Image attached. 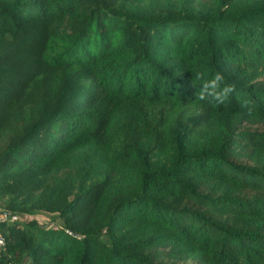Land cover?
Returning <instances> with one entry per match:
<instances>
[{
  "label": "trees",
  "instance_id": "1",
  "mask_svg": "<svg viewBox=\"0 0 264 264\" xmlns=\"http://www.w3.org/2000/svg\"><path fill=\"white\" fill-rule=\"evenodd\" d=\"M254 126L264 0H0V264H264Z\"/></svg>",
  "mask_w": 264,
  "mask_h": 264
},
{
  "label": "clouds",
  "instance_id": "2",
  "mask_svg": "<svg viewBox=\"0 0 264 264\" xmlns=\"http://www.w3.org/2000/svg\"><path fill=\"white\" fill-rule=\"evenodd\" d=\"M199 78L200 74L197 73V79ZM224 80L225 77L220 71L214 72L210 79L203 81L200 85L197 91L198 97L200 99L211 97L217 103L223 102L234 88L233 84L223 83ZM222 83L223 86L221 87Z\"/></svg>",
  "mask_w": 264,
  "mask_h": 264
},
{
  "label": "rangeland",
  "instance_id": "3",
  "mask_svg": "<svg viewBox=\"0 0 264 264\" xmlns=\"http://www.w3.org/2000/svg\"><path fill=\"white\" fill-rule=\"evenodd\" d=\"M255 128H260L261 130H264V127L261 126H254L252 127V129ZM34 218H36L37 220H40L43 222V224L47 225V226H56L59 224V221L56 220V218L52 215H46V214H39L37 216H35Z\"/></svg>",
  "mask_w": 264,
  "mask_h": 264
},
{
  "label": "built area",
  "instance_id": "4",
  "mask_svg": "<svg viewBox=\"0 0 264 264\" xmlns=\"http://www.w3.org/2000/svg\"><path fill=\"white\" fill-rule=\"evenodd\" d=\"M9 216H8V213L5 211V210H3V209H1L0 208V220H5V219H7ZM3 244V240H2V238H1V236H0V246Z\"/></svg>",
  "mask_w": 264,
  "mask_h": 264
}]
</instances>
